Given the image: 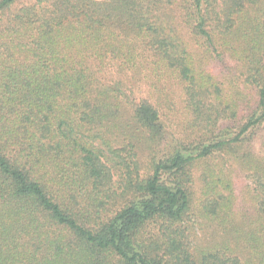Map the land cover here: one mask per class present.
Wrapping results in <instances>:
<instances>
[{"label": "trees", "instance_id": "obj_1", "mask_svg": "<svg viewBox=\"0 0 264 264\" xmlns=\"http://www.w3.org/2000/svg\"><path fill=\"white\" fill-rule=\"evenodd\" d=\"M263 130L264 0H0V264H264Z\"/></svg>", "mask_w": 264, "mask_h": 264}, {"label": "rangeland", "instance_id": "obj_2", "mask_svg": "<svg viewBox=\"0 0 264 264\" xmlns=\"http://www.w3.org/2000/svg\"><path fill=\"white\" fill-rule=\"evenodd\" d=\"M188 39V37H186ZM196 48V47H194ZM197 51V48H196ZM206 62V61H204ZM209 64V69L216 75V77L221 81L224 82L225 85L227 84L226 81L228 78V75L231 74L230 69L228 66H223L222 63H227L226 61L216 60L211 61L209 59L207 62ZM225 65V64H224ZM230 73V74H229ZM108 76H113L111 74H107ZM148 77L143 80H137L135 82L136 84L133 87V90L135 91L136 95H142V96H151V94L148 93L149 83H148ZM169 90L172 91V93L169 95L171 103L168 105H165L163 110L165 113L169 116L170 123H173L175 130L179 131L181 129L180 125L183 124L185 113L182 109L183 103H182V90L180 88V85L174 80V79H167V82L165 83ZM151 101L154 102V100L150 97H148ZM173 130V129H172ZM180 132V131H179ZM264 130L260 132V135L257 139H255V148L256 151H263L264 152ZM230 176L233 182L234 187V195H235V205L239 210H246L251 209L252 204L255 203L249 194V187L248 180L245 178L244 174L240 171L238 167H235L234 165H229L227 167ZM204 169L203 164L200 165L197 169L194 168V188L199 189V185L201 184V181L198 179V176L200 172Z\"/></svg>", "mask_w": 264, "mask_h": 264}]
</instances>
